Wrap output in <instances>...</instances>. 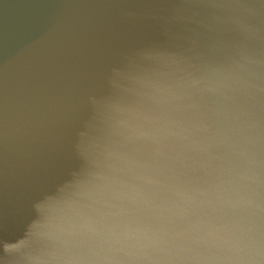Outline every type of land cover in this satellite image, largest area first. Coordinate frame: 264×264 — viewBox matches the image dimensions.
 Here are the masks:
<instances>
[{
	"label": "water",
	"instance_id": "95a60500",
	"mask_svg": "<svg viewBox=\"0 0 264 264\" xmlns=\"http://www.w3.org/2000/svg\"><path fill=\"white\" fill-rule=\"evenodd\" d=\"M0 264H264V0H0Z\"/></svg>",
	"mask_w": 264,
	"mask_h": 264
}]
</instances>
